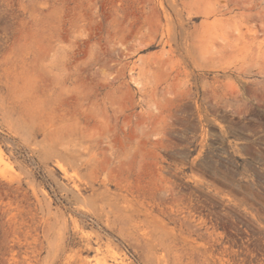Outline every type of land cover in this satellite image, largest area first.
I'll list each match as a JSON object with an SVG mask.
<instances>
[{"label":"rangeland","instance_id":"1","mask_svg":"<svg viewBox=\"0 0 264 264\" xmlns=\"http://www.w3.org/2000/svg\"><path fill=\"white\" fill-rule=\"evenodd\" d=\"M0 264H264V0H0Z\"/></svg>","mask_w":264,"mask_h":264},{"label":"bare ground","instance_id":"2","mask_svg":"<svg viewBox=\"0 0 264 264\" xmlns=\"http://www.w3.org/2000/svg\"><path fill=\"white\" fill-rule=\"evenodd\" d=\"M60 169V168H59Z\"/></svg>","mask_w":264,"mask_h":264}]
</instances>
